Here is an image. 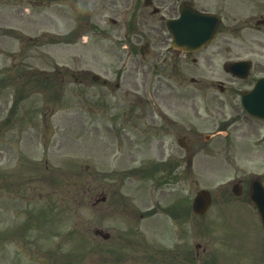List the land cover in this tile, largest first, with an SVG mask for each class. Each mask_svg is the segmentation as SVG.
Wrapping results in <instances>:
<instances>
[{"label":"rangeland","instance_id":"374dc122","mask_svg":"<svg viewBox=\"0 0 264 264\" xmlns=\"http://www.w3.org/2000/svg\"><path fill=\"white\" fill-rule=\"evenodd\" d=\"M90 9L91 0H0V212L9 217L0 219V264H264L259 217L222 197L241 179L264 180V124L251 133L243 120L229 136L215 135L221 126L213 118L161 105L154 119H140L132 78L119 89L87 78L118 69L129 54L92 39ZM240 48L247 57L250 47ZM209 96L220 103L233 95ZM163 111L177 124L167 126ZM183 134L195 150L191 166L178 144ZM166 164L177 165L174 180L159 185ZM155 165L153 177L136 173ZM201 189L214 195L205 215L190 213L182 224L164 212ZM102 195L107 201L95 205ZM168 234L174 246L162 241Z\"/></svg>","mask_w":264,"mask_h":264},{"label":"flooded vegetation","instance_id":"af4514ba","mask_svg":"<svg viewBox=\"0 0 264 264\" xmlns=\"http://www.w3.org/2000/svg\"><path fill=\"white\" fill-rule=\"evenodd\" d=\"M141 1L144 5H140ZM238 3L239 0H137L135 6L126 4L124 8H117L112 1L91 0L88 25L92 39L99 37L100 43L107 46L125 45L129 54L119 60L118 69L103 73L90 71L87 77L109 89L125 87L132 78L140 119H154V110H160L161 105L181 116L192 111L197 117L213 118L215 125L221 126L217 133L221 134L225 129V136H229V129L237 131L236 125H241L238 123L243 120L247 121L249 132L254 133V124H264V119L243 110L241 94L253 91L259 79L264 77V0H249V6L243 8ZM182 5L216 14L220 19L216 39L200 50L182 51L173 47L167 22L179 17ZM240 10L249 14L240 17ZM107 12L113 15L105 18ZM240 47H250L247 57L241 55ZM219 57L225 60L221 61ZM244 60L249 62L248 71L244 68L237 73L228 70L230 63ZM179 90L183 93L186 90L188 94L181 97L176 94ZM194 91L206 96L201 98L202 101H194L191 95ZM215 91L232 94V100L216 102L209 96ZM160 115L167 126L177 124V119H171L167 112H160ZM181 138L189 146L187 156L190 157V152L195 150L190 147L186 134ZM252 191L253 182H242L240 195L234 197L230 208L257 213L250 200ZM234 194L235 189L229 187L222 192V197L227 199ZM185 240L183 237L181 241ZM188 244L184 242L186 248Z\"/></svg>","mask_w":264,"mask_h":264},{"label":"water","instance_id":"95a60500","mask_svg":"<svg viewBox=\"0 0 264 264\" xmlns=\"http://www.w3.org/2000/svg\"><path fill=\"white\" fill-rule=\"evenodd\" d=\"M218 21L210 15L200 13L191 8H182L181 17L177 20L169 21L168 28L174 36V46L179 48H199L209 43L215 36ZM233 68V65L230 66ZM258 88L264 86V79L257 85ZM257 88V89H258ZM254 104L252 103L253 95ZM264 97L263 91L243 96V105L252 114L264 117ZM210 198L209 192L203 190L198 193L194 208L198 212L206 209V200ZM264 216V212H263ZM264 219V218H263Z\"/></svg>","mask_w":264,"mask_h":264}]
</instances>
